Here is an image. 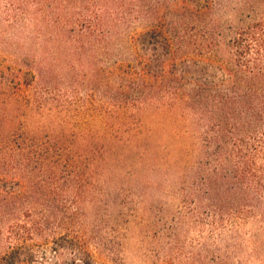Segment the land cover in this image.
<instances>
[{
  "label": "trees",
  "instance_id": "16d2710c",
  "mask_svg": "<svg viewBox=\"0 0 264 264\" xmlns=\"http://www.w3.org/2000/svg\"><path fill=\"white\" fill-rule=\"evenodd\" d=\"M1 54L0 264L32 262L37 236L94 264L90 216L129 151L130 175L179 184L171 257L260 246L264 0H0Z\"/></svg>",
  "mask_w": 264,
  "mask_h": 264
},
{
  "label": "rangeland",
  "instance_id": "374dc122",
  "mask_svg": "<svg viewBox=\"0 0 264 264\" xmlns=\"http://www.w3.org/2000/svg\"><path fill=\"white\" fill-rule=\"evenodd\" d=\"M4 56L0 55V62ZM190 133L191 136L179 140L172 131L166 134L161 131L156 142L174 148L199 142V138L192 135V130ZM137 155L136 151L126 152L122 156V166L110 160L109 167H106L105 174L113 177L101 181L102 191L97 198L101 207L90 216L89 231L94 237L103 236L106 242L99 250L91 245L94 264H264V228L258 224L246 228L249 232L259 233L260 246L253 250L254 246L247 239L246 251L237 258L226 260L222 256L212 259L210 255L196 263L187 256L188 253L181 257L174 253L171 257L166 234L175 226L179 184L172 178L166 179L165 175L155 177L147 174L141 178L130 175V170L137 171L133 168ZM197 232L191 230L188 233L185 241L187 251L192 250L190 240ZM7 236V231H0V256L9 249ZM26 246V250H34L36 257L32 262L22 264H87L84 262L86 255L69 248L63 238L53 242L37 236Z\"/></svg>",
  "mask_w": 264,
  "mask_h": 264
}]
</instances>
